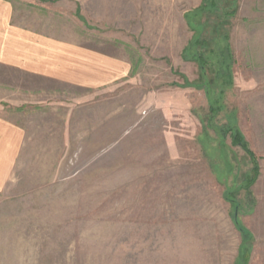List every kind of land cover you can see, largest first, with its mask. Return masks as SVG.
I'll return each instance as SVG.
<instances>
[{
	"label": "rangeland",
	"instance_id": "374dc122",
	"mask_svg": "<svg viewBox=\"0 0 264 264\" xmlns=\"http://www.w3.org/2000/svg\"><path fill=\"white\" fill-rule=\"evenodd\" d=\"M6 1L130 69L87 88L0 66V116L24 136L0 264H264V0H158L147 22Z\"/></svg>",
	"mask_w": 264,
	"mask_h": 264
},
{
	"label": "crops",
	"instance_id": "0c3cea01",
	"mask_svg": "<svg viewBox=\"0 0 264 264\" xmlns=\"http://www.w3.org/2000/svg\"><path fill=\"white\" fill-rule=\"evenodd\" d=\"M77 1L79 6L93 5L94 11L100 13L90 17L92 20L111 22L150 21L154 6L160 3L158 0ZM12 16L11 4L0 0V66L36 78L87 88L104 86L129 72L126 60L108 55L103 48L26 30L13 22ZM23 137L20 126L0 116V185L15 164Z\"/></svg>",
	"mask_w": 264,
	"mask_h": 264
}]
</instances>
